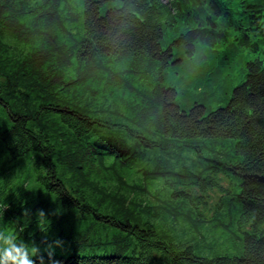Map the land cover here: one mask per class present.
Returning <instances> with one entry per match:
<instances>
[{
	"label": "trees",
	"instance_id": "obj_1",
	"mask_svg": "<svg viewBox=\"0 0 264 264\" xmlns=\"http://www.w3.org/2000/svg\"><path fill=\"white\" fill-rule=\"evenodd\" d=\"M115 1L101 13L103 4ZM190 1L197 3L193 16L207 28L217 24L212 15L219 17L228 7L226 0ZM200 1L207 5L206 12ZM55 8L48 0H0V109L5 115L0 112V157L8 153L14 159L33 152L36 180L56 195L62 207L118 226L133 235L138 246L131 255H38L32 257L34 264H264V70L260 63L246 64L244 80L231 89L224 106L207 111L204 104L194 102L185 110L175 101L176 89L160 82L165 68L176 60L171 43L181 46L186 57L198 58L194 69L217 73L212 69L217 54L210 58L212 51L200 47L204 31L193 29L186 22L188 16L180 20L172 7L160 10L151 0H83L81 32L71 35L73 60L62 51V41L55 34V24L66 34L72 16L68 11L58 16ZM7 36L17 42L12 51L3 38ZM209 58L206 69L203 65ZM22 80L34 81L47 95L20 106ZM57 85L74 86L81 97L72 103L52 101L46 89ZM203 88L200 94L206 93ZM48 98L51 101H44ZM189 138L235 140L239 160L231 170L241 178L238 215L244 216L243 222L237 221L244 233L239 255L221 253L219 248L213 252L220 254L200 256L190 243L163 241L152 224L138 222L135 213L121 221L89 204L85 194L89 170L108 177L119 174V168H134L137 156L146 161L147 152L165 154ZM66 170L78 179L77 186H68L61 177ZM166 172L157 168L145 175ZM149 209L154 214L157 207L153 204Z\"/></svg>",
	"mask_w": 264,
	"mask_h": 264
},
{
	"label": "rangeland",
	"instance_id": "obj_2",
	"mask_svg": "<svg viewBox=\"0 0 264 264\" xmlns=\"http://www.w3.org/2000/svg\"><path fill=\"white\" fill-rule=\"evenodd\" d=\"M48 1L55 4L56 15L62 16L68 11L72 16L67 21L66 34L56 24L55 34L62 41V51L75 60L69 47L74 41L72 36L81 32L83 0ZM115 3L103 4L101 13ZM3 38L11 51L17 47L14 38ZM171 46L176 60L165 68L160 82L164 87L176 89V103L185 110L194 102L204 104L207 111L224 106L228 88L221 85L214 90L215 76H201L198 69H194L193 57H186L175 43ZM239 78L236 68L231 85L238 83ZM23 83L25 90L24 97L19 100L20 106L28 102L37 103L47 95L34 81ZM204 86L206 93L200 94L199 90ZM68 87L57 85L46 90L52 101L72 103L81 95H77L78 88ZM22 109L25 108L22 106ZM0 112L5 116L2 108ZM96 114L105 115V112ZM5 124H8L7 120ZM127 141L132 142L130 139ZM234 144L233 138H189L174 147L177 154L173 155L170 150L165 154L149 151L151 159L144 161L137 156L135 167L119 168V174L112 175L110 172L115 170H105L110 173L108 177L89 170L85 194L89 196V204L99 212L114 215L121 221L127 219V214L135 213V219L151 223L163 241L190 243L200 256L220 254L213 252L219 248L221 253L239 255L244 233L237 221L243 222L244 216L238 215L237 194L241 178L231 170L239 160ZM33 155V152H28L11 159L6 153L5 157H0V229L12 230L19 241L35 247L37 252L34 256L131 255L138 246L133 235L118 226L103 223L90 213L80 217L71 209L62 207L56 195L36 180ZM109 162L106 160L107 164ZM157 168L167 172L145 175ZM61 177L69 183L68 186L79 184L75 176L67 174V170L61 172ZM153 204L157 207L154 214L149 209Z\"/></svg>",
	"mask_w": 264,
	"mask_h": 264
},
{
	"label": "clouds",
	"instance_id": "obj_3",
	"mask_svg": "<svg viewBox=\"0 0 264 264\" xmlns=\"http://www.w3.org/2000/svg\"><path fill=\"white\" fill-rule=\"evenodd\" d=\"M36 252L35 247L19 241L12 230L0 229V264H34Z\"/></svg>",
	"mask_w": 264,
	"mask_h": 264
},
{
	"label": "bare ground",
	"instance_id": "obj_4",
	"mask_svg": "<svg viewBox=\"0 0 264 264\" xmlns=\"http://www.w3.org/2000/svg\"><path fill=\"white\" fill-rule=\"evenodd\" d=\"M199 6L201 8L202 11L206 12L208 10V7L207 5L203 2V1H200L199 2ZM212 19L216 20L215 19V16L212 15ZM22 97H24V91H23V94H22ZM170 150V152L174 155V154H177L176 150L174 148H170L168 149ZM159 165V164H158ZM237 175V174H236Z\"/></svg>",
	"mask_w": 264,
	"mask_h": 264
}]
</instances>
